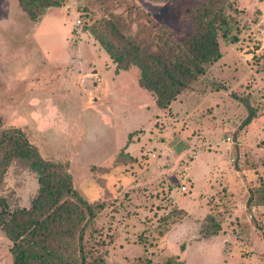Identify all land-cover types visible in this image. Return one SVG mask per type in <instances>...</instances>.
<instances>
[{
  "label": "rangeland",
  "instance_id": "rangeland-1",
  "mask_svg": "<svg viewBox=\"0 0 264 264\" xmlns=\"http://www.w3.org/2000/svg\"><path fill=\"white\" fill-rule=\"evenodd\" d=\"M199 1L63 0L35 21L0 0V117L105 202L89 239L104 238L107 264H264V204L248 202L264 185V0H231L240 40L221 37L222 57L167 109L90 31L135 4L182 39ZM233 92L255 108L249 124ZM37 189L15 160L0 197L29 206ZM10 245L0 229V264H13Z\"/></svg>",
  "mask_w": 264,
  "mask_h": 264
},
{
  "label": "trees",
  "instance_id": "trees-1",
  "mask_svg": "<svg viewBox=\"0 0 264 264\" xmlns=\"http://www.w3.org/2000/svg\"><path fill=\"white\" fill-rule=\"evenodd\" d=\"M18 2L37 21L63 0ZM130 7L128 16L112 14L91 25L90 31L116 63V72L138 67V84L152 94L160 108L172 107L222 57L221 37L230 43L240 40L239 22L229 12L231 0L199 1L191 11L193 28L182 39L165 24H158L150 11L135 4ZM135 13L140 28L129 35L125 28ZM233 95L247 106L243 123L249 124L256 116L255 108L246 97ZM261 143L264 145V139ZM15 160L36 173L38 189L29 206L11 209L8 198L0 197V229L11 241L13 264H107L101 249L104 238L94 237L92 243L89 239L105 202L85 198L75 188L67 164L43 157L21 128L4 126L0 117V185ZM251 201L264 204V185L251 193ZM164 264L183 261L171 258Z\"/></svg>",
  "mask_w": 264,
  "mask_h": 264
},
{
  "label": "crops",
  "instance_id": "crops-1",
  "mask_svg": "<svg viewBox=\"0 0 264 264\" xmlns=\"http://www.w3.org/2000/svg\"><path fill=\"white\" fill-rule=\"evenodd\" d=\"M123 73V72H122Z\"/></svg>",
  "mask_w": 264,
  "mask_h": 264
}]
</instances>
